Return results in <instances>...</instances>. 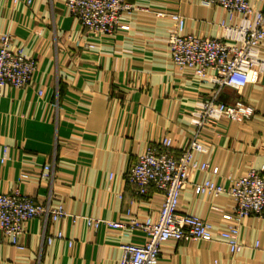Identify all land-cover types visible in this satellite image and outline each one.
I'll return each mask as SVG.
<instances>
[{"label": "crops", "instance_id": "0c3cea01", "mask_svg": "<svg viewBox=\"0 0 264 264\" xmlns=\"http://www.w3.org/2000/svg\"><path fill=\"white\" fill-rule=\"evenodd\" d=\"M127 1L136 6L125 14L130 28L92 36L63 0H0V35L10 32L38 65L28 85L4 88L0 190L19 188L80 215L76 222L67 215L45 227L39 218L26 221L25 249L0 231V264H120L124 235L89 227L81 216H157L163 193L150 187L148 194L136 195L126 180L128 170L139 153L166 135L179 155L195 130L191 111L215 88L173 65L170 13L186 16L185 32L211 37L223 35L224 24L236 25L241 18L204 0ZM90 38L94 47L87 45ZM218 98L228 103L242 98L255 112L242 122L223 121L202 131L209 150L195 158L218 166L219 173L195 171L181 192L180 210L216 221L233 209L232 197L197 194L193 184L210 178L229 186L251 168L264 173V72L253 69L243 89L224 87ZM46 164L54 167L52 177L42 176ZM24 170L30 177L18 181ZM57 230L64 239L47 242L45 237ZM141 234L134 240L142 241ZM241 239L239 253L219 237L170 239L155 264H264V213L244 220Z\"/></svg>", "mask_w": 264, "mask_h": 264}, {"label": "built area", "instance_id": "2783aa9c", "mask_svg": "<svg viewBox=\"0 0 264 264\" xmlns=\"http://www.w3.org/2000/svg\"><path fill=\"white\" fill-rule=\"evenodd\" d=\"M16 3L20 0H14ZM70 12L88 29L92 36L114 35L128 30L130 24L125 14L136 6L127 0H63ZM220 5L230 17L240 16L236 25H225L223 35L214 37L185 32L187 19L179 11L170 13L174 21L170 29L169 50L173 65L180 71H190L205 83L215 86L209 97L197 102L191 111L195 130L179 155L173 149V138L163 136L150 143L138 154L137 161L128 170L126 180L136 195H146L150 187L163 193L157 216L154 214L131 215L123 219L91 217L83 215L89 227H108L124 235L120 246V264H155L162 245L170 240L202 239L224 240L232 253L243 247L241 227L252 215L264 213V173L251 168L242 176L232 178L229 186L216 180L204 178L193 184L197 194L219 196L229 194L234 202L231 211L223 212L219 221L195 212L180 210L181 192L190 183L195 171L219 173L209 161H200L195 154L206 153L208 144L202 131L208 125L223 121L242 122L253 116L254 106L239 98L233 103L218 98L224 87L243 89L250 80L253 69L264 72V0H204ZM160 14H163L160 11ZM87 45L94 47L90 38ZM38 70L37 61L29 56L23 44L14 43L10 32L0 35V105L7 86L28 85ZM42 91L40 90L39 93ZM7 156L4 150L2 160ZM54 167L44 165L42 176L52 177ZM30 177L22 171L18 181ZM76 222L80 215L69 213L60 203L40 202L19 188L0 190V231L18 249H25L21 241L26 221L39 218L44 227L48 222H57L65 216ZM225 225L219 229L220 225ZM141 231L142 241H135L134 234ZM46 232V231H45ZM62 230L46 236L49 243L64 239ZM73 241L70 239L69 244Z\"/></svg>", "mask_w": 264, "mask_h": 264}]
</instances>
